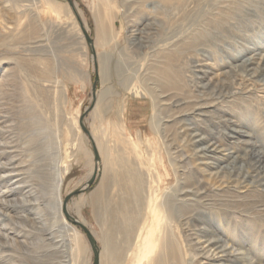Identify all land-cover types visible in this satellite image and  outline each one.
<instances>
[{"label": "rangeland", "instance_id": "374dc122", "mask_svg": "<svg viewBox=\"0 0 264 264\" xmlns=\"http://www.w3.org/2000/svg\"><path fill=\"white\" fill-rule=\"evenodd\" d=\"M55 1L61 5L59 14L45 0H0V144L15 156L10 165L24 169L42 205L39 210L20 205L4 209L9 214L0 216V264H93L84 231L62 211L60 215L54 199L41 195L33 180L54 169L62 174V201L75 192L66 211L92 234L99 264H141L133 240L135 228L141 230V182L143 195L151 186L153 195L163 199L180 188L177 179L182 167L174 158L176 152L184 154L186 166L202 180L204 195L221 200L213 205L196 203V207L209 213L225 210L227 204L234 209H227L231 214L226 218L212 213L210 227L216 235L228 247L244 249L253 261L264 264V205L250 208L260 202L264 188L251 185L252 177L237 184L220 171L230 155L222 160L199 157L187 143L186 131L175 132L182 119L192 128L188 131L205 136V143L221 152L245 154L247 144L239 140H250L264 152V115H260L264 77L245 76L236 66L251 58L249 67L257 68L264 58V6L258 9L254 0H192L191 15L183 12L181 23L176 22L175 30L164 38L159 26L170 25L169 11L174 8L170 0ZM188 1L180 0L179 5L183 8ZM149 23L157 28L149 30L155 42L141 52L130 44L129 35ZM95 72L98 81L92 92ZM206 81L226 83L231 94L193 100ZM148 82L168 97L184 101L179 107L160 105L161 113L173 114L200 103L211 106L200 110L204 114L160 119L156 127L150 122L151 100L142 94L143 83ZM234 128L251 136H242ZM169 143L179 148L175 154ZM209 161L218 162L219 167L206 165ZM94 172L95 180L87 186ZM14 176L0 181V199L8 187L22 188L14 183ZM98 191L107 199V207H116L126 198L134 202L139 226L127 240L124 231L116 232V244L122 249L116 261L104 256L110 217L103 210L95 214L92 198ZM10 198L16 203L22 196L15 193ZM31 217L40 222L23 220ZM116 220L122 222V214ZM172 230L173 243L178 242L182 250L180 229L175 225ZM156 252L143 264H149Z\"/></svg>", "mask_w": 264, "mask_h": 264}, {"label": "bare ground", "instance_id": "6f19581e", "mask_svg": "<svg viewBox=\"0 0 264 264\" xmlns=\"http://www.w3.org/2000/svg\"><path fill=\"white\" fill-rule=\"evenodd\" d=\"M170 1H172V4H174V8L169 11V13L171 14V16L169 17L170 25H168L167 27L163 25L159 26V28L162 30L164 38L167 37L168 33L175 30L176 22H178V24L181 23V16L183 12L185 13L186 17H189L193 11L192 0H189L186 6H184L183 8L179 5L180 0ZM254 1L255 5L257 3L258 9L263 8L261 6H264V0ZM199 2L202 3L203 0H199ZM45 3L56 14H59L61 12V5L55 0H45ZM10 6L15 8L17 7V4L10 3ZM240 12L241 10L236 11L237 14H239ZM153 29L157 30L154 24L149 23L145 24L144 27H142L141 29L132 30L131 34L129 35L130 44L133 45V47L137 50L141 49V52L143 50L148 51V48L150 46L149 44L155 42V38L151 36V32H149V30L154 31ZM250 64L251 58L245 60L244 62L236 66L240 67L238 69H241V71L245 73V76L258 78H260L261 76L264 77V58L262 62L257 66V68L249 67ZM198 77L202 78L201 75H198ZM142 90V94L148 96L151 100L152 111L150 122L152 125L155 122L156 127L157 122L160 119H163L162 121H170L173 118L180 117L183 115H189L190 113L197 112V114H204L200 110L211 106L209 104L200 103L199 105L194 106V108H179L180 110H177L173 114H167V112H164V114L163 112H160V105H172L174 107H179L184 101H179L175 98L168 97L167 92L164 93L162 89L153 87L152 85H150L149 82L146 84L143 83ZM229 94H231V89L230 86H228L226 83L220 82L216 85V83L212 84V82L206 81L199 85V89L196 90L193 100L203 101L206 99L209 100L212 98H220ZM260 115H264V109L262 110ZM162 116L167 117V119L162 118ZM230 122L233 121L231 120ZM177 125L178 128L177 130L175 129V132L184 133L186 131L184 133V136L186 137L185 139L189 146H191V149L195 153V155L202 158L210 157L212 159L218 160H222V157L230 155V159L228 160L226 165L220 166V171L222 173L224 172L227 173L229 177H234L233 179L237 181V184L238 182L246 181L248 177H252L251 185L254 184L264 188V152L256 147V143L250 140H239L240 143L247 144V147H245V154L233 155L230 152H225V149H223V152H221L222 149L217 150V148H212V144L205 143L207 142L205 136H201L198 133L188 131L192 128L186 126L185 120L178 119ZM233 130L239 132L242 136H251L248 132L241 128H234ZM262 131L263 129L260 130V132ZM227 135L231 136L230 134ZM167 140L169 141V139ZM167 140L165 139V141ZM169 145L171 146V143H169ZM186 146L188 145L186 144ZM171 147V150H173L172 153L174 154L175 151H178L177 149H179L177 147H174L173 145ZM7 152H10L8 151V148L4 144H0V181L4 179V177L8 181L10 175H15L14 177L16 178V180L14 183H17L18 185L21 184L22 188L12 189L8 187V190L5 194L4 192H2L3 198L0 199V216L2 217L7 216L6 214H9L4 211V209H9V207L16 208L17 205H20V207L22 208L26 207L29 209H38L39 207V203L37 201L38 196L35 193V189L34 187L30 186L31 184H28L30 179L26 178L25 171L22 167L10 165L13 164L15 156ZM183 155L184 154L181 152L179 154H177L176 152V155L174 156V158L179 159L177 161L181 163V165L178 166L179 168L182 167L181 177L179 175L180 178L177 179V182L178 184L181 183L182 186L177 190L171 192L167 197L165 196L164 199L154 196V190L152 191L151 186H149L148 195H143L144 190L141 182V230L139 232H137V228H135L139 226V223L138 218L135 217V212L132 204L134 202H132L131 199H122V201L116 207L114 205L109 206V204L107 207V199L104 200L105 196H103L104 198L101 197L103 193H101V191L95 192L92 198V206L95 209V214L99 216V210H103L107 212L110 217L108 220V228L105 232V238L103 239L104 256L109 258L111 261H116L117 257L120 255L122 250L116 244V232L119 229L124 231V237L127 240L130 238L131 232L135 228L136 234H134L135 237L133 239L134 242H136L137 246L135 253L136 255L140 256L139 258H141V264H143L144 261H149V256L155 254V251H157L156 256L150 261L149 264H171L169 262L171 259L175 260L177 264H259L256 262V260L253 261L250 258L249 254L243 251L244 249L239 250L238 248L234 249L228 247V243L226 244L222 240L223 238H220L221 235H216L214 230L210 227V223H212L214 220V214L222 215L224 218L231 214V212L227 209H234L230 208L229 204L226 205L227 207H225V210H222L224 208L214 209L215 211L212 212L214 214L209 213L210 210H207V208L196 207V203H204V205H213V202L217 201L219 198L206 197L204 195V191L206 189L205 185H203L202 180L195 175L193 170L186 166V162H184V160L181 158L183 157ZM3 158H6V161H2ZM205 164L210 167H219L218 162L215 161H209ZM216 173L217 172H215V175ZM33 180H35V182L38 184V191H41V195L49 194L54 199L55 210L61 215V172L57 169H54V171L51 172L45 171ZM133 181H135V179ZM138 188L139 186L137 185L136 189ZM15 193L21 194L22 198L20 200H17L16 203H13L12 198H10V196L11 194ZM255 198L256 197H251L250 199ZM193 200H195L196 202H193ZM218 201H220L221 203V200ZM176 202L178 203V206ZM262 205H264V195L260 194V202L256 205L251 206L250 208L256 209V207H261ZM41 206L39 208H41ZM242 207L246 206L242 204ZM43 209H45V207ZM44 213H46V211ZM118 214H122V222H118L116 220ZM23 220H30L31 223H34L35 225L40 222L38 217H31L29 219L24 218ZM175 225L178 226V228L180 229V239L183 241L182 250L180 249V245L178 244V242L174 244L172 240L174 238L172 228ZM228 228L229 226L226 230L232 233V227L229 229ZM0 237H3V235L0 234ZM131 245L132 244H130V247Z\"/></svg>", "mask_w": 264, "mask_h": 264}, {"label": "water", "instance_id": "95a60500", "mask_svg": "<svg viewBox=\"0 0 264 264\" xmlns=\"http://www.w3.org/2000/svg\"><path fill=\"white\" fill-rule=\"evenodd\" d=\"M88 40L91 43V40L89 38H88ZM93 57H94V54H93ZM94 65L96 67L95 60H94ZM97 81H98V74L95 72L94 82L92 84V92L95 91V85H96ZM95 176H96V174L94 172L91 175L90 179L87 181V183H86L87 186H90L94 182ZM74 193H75L74 191L70 192L64 197V199L62 201V205H61L62 212L64 213L66 218L70 219L75 225L79 226L84 231V233H85V235H86V237L88 239V242L90 244L92 253H93V264H99V249H98V246H97L96 241L93 238L92 234L90 233V231L82 223H80L77 219L71 217L66 211L67 201L71 197V195L74 194Z\"/></svg>", "mask_w": 264, "mask_h": 264}]
</instances>
